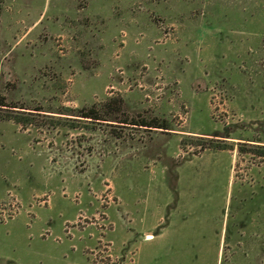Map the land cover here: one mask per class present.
Here are the masks:
<instances>
[{
	"label": "rangeland",
	"instance_id": "1",
	"mask_svg": "<svg viewBox=\"0 0 264 264\" xmlns=\"http://www.w3.org/2000/svg\"><path fill=\"white\" fill-rule=\"evenodd\" d=\"M0 98V264H264V0H0Z\"/></svg>",
	"mask_w": 264,
	"mask_h": 264
},
{
	"label": "trees",
	"instance_id": "2",
	"mask_svg": "<svg viewBox=\"0 0 264 264\" xmlns=\"http://www.w3.org/2000/svg\"><path fill=\"white\" fill-rule=\"evenodd\" d=\"M9 108H15L14 106H9L7 103L4 102L3 98H0V110H3V113H0V120L4 121H12L15 124H18L21 128L31 125L32 122L27 117L20 116L16 113V111L9 110ZM104 111L100 113L95 106H90L89 108H81L77 111V117L81 119H88L90 121H106L104 119L105 116H113L114 122H117L121 125H130V126H140L144 128H152V129H165L164 123L159 121L158 118L152 117L150 119H145L139 115L134 118H128L122 112V100L120 97L111 98L103 105ZM21 109V108H19ZM33 111H39L38 108L33 109ZM59 125L57 122H51L50 126L55 127ZM116 136L119 137L118 134ZM205 145L201 146V149H208L213 151H225L231 150L230 147L225 145L222 141L217 139L206 141ZM185 145V141H180V147ZM264 149H260L255 153L258 157H264Z\"/></svg>",
	"mask_w": 264,
	"mask_h": 264
},
{
	"label": "crops",
	"instance_id": "3",
	"mask_svg": "<svg viewBox=\"0 0 264 264\" xmlns=\"http://www.w3.org/2000/svg\"><path fill=\"white\" fill-rule=\"evenodd\" d=\"M218 250H219V248H218Z\"/></svg>",
	"mask_w": 264,
	"mask_h": 264
}]
</instances>
